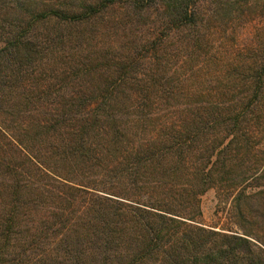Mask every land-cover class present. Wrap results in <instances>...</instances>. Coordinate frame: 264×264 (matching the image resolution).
<instances>
[{
	"label": "trees",
	"instance_id": "1",
	"mask_svg": "<svg viewBox=\"0 0 264 264\" xmlns=\"http://www.w3.org/2000/svg\"><path fill=\"white\" fill-rule=\"evenodd\" d=\"M71 1L0 21V264H264V48L212 51L194 0ZM211 188L241 233L198 225Z\"/></svg>",
	"mask_w": 264,
	"mask_h": 264
},
{
	"label": "rangeland",
	"instance_id": "2",
	"mask_svg": "<svg viewBox=\"0 0 264 264\" xmlns=\"http://www.w3.org/2000/svg\"><path fill=\"white\" fill-rule=\"evenodd\" d=\"M68 2L71 0H0V21L7 20L12 21L16 14L25 13H42L46 8L51 7L56 10L60 2ZM78 2L96 3L99 0H75ZM140 5L152 4L151 0H138ZM192 4L193 10L198 12L202 19L201 33L205 34L207 31L211 35L214 49L212 51H228L236 52L241 51L244 48L260 47L264 48V0H194ZM72 2V1H71ZM150 2V3H149ZM152 6L150 9L151 17L149 19L141 20L135 29L137 33L140 32V37L146 38L143 35L148 29L159 28L160 21L158 17L164 14L163 8L161 9L157 5ZM17 7V8H16ZM160 10V12H156ZM163 13H162V12ZM110 13L118 16V9L110 11ZM109 13V8L102 12L103 18L96 19L95 26L97 31L102 32V36H97L93 40V44L103 45V49L116 47L124 35L123 28L114 25ZM122 16V11L119 12ZM156 13V14H152ZM162 13V14H161ZM27 21V19H26ZM48 27V29H45ZM35 29L42 35L46 30H53V34L56 33V26L53 23L45 25L43 23H36ZM126 32H129V26L125 28ZM2 44L0 43V47ZM176 47V45L174 46ZM211 51V52H212ZM178 52L180 56L185 55L184 50L174 51ZM185 53V54H184ZM223 55L210 54L206 57H215L216 60ZM203 57L200 60L203 61ZM240 62V60H238ZM44 78L51 79L49 72L45 74ZM27 85V89H28ZM30 91V90H29ZM39 105V104H38ZM37 104L34 107H38ZM40 110H44L43 107H39ZM231 198H227L224 193L217 191L214 188L207 190L199 198V209L201 216L198 219V225L206 229L215 231H232L240 232L243 228L239 224L238 220L234 218ZM250 209H255L250 205ZM257 234V231L254 232ZM262 233V232H260ZM264 233L260 236L263 238Z\"/></svg>",
	"mask_w": 264,
	"mask_h": 264
}]
</instances>
